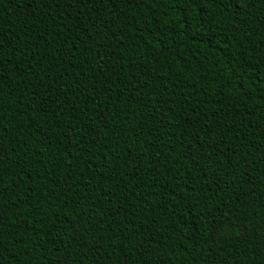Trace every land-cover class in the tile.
<instances>
[{
  "label": "trees",
  "instance_id": "trees-1",
  "mask_svg": "<svg viewBox=\"0 0 264 264\" xmlns=\"http://www.w3.org/2000/svg\"><path fill=\"white\" fill-rule=\"evenodd\" d=\"M0 264H264V0H0Z\"/></svg>",
  "mask_w": 264,
  "mask_h": 264
}]
</instances>
